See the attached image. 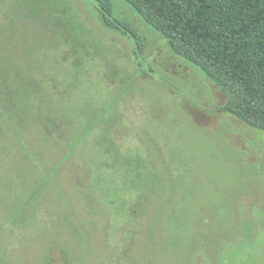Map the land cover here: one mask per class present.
<instances>
[{
	"label": "rangeland",
	"instance_id": "obj_1",
	"mask_svg": "<svg viewBox=\"0 0 264 264\" xmlns=\"http://www.w3.org/2000/svg\"><path fill=\"white\" fill-rule=\"evenodd\" d=\"M114 9L0 0V264H264V131Z\"/></svg>",
	"mask_w": 264,
	"mask_h": 264
},
{
	"label": "trees",
	"instance_id": "obj_2",
	"mask_svg": "<svg viewBox=\"0 0 264 264\" xmlns=\"http://www.w3.org/2000/svg\"><path fill=\"white\" fill-rule=\"evenodd\" d=\"M97 3L107 29L144 36L115 13V0ZM168 42L173 53L198 68L227 98L224 110L264 131V0H124ZM11 96L0 98L9 121ZM10 122V121H9Z\"/></svg>",
	"mask_w": 264,
	"mask_h": 264
}]
</instances>
